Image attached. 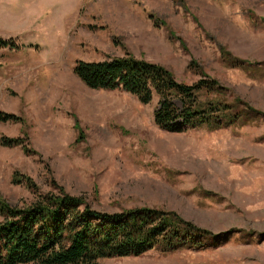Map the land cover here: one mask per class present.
<instances>
[{"label": "rangeland", "instance_id": "1", "mask_svg": "<svg viewBox=\"0 0 264 264\" xmlns=\"http://www.w3.org/2000/svg\"><path fill=\"white\" fill-rule=\"evenodd\" d=\"M0 39L18 46L0 48V113L20 119L0 122V138L24 142L0 144L1 198L22 207L62 188L110 214L175 212L214 236L100 264H264V0H0ZM128 55L187 85L215 81L208 101L259 118L170 133L157 97L143 105L75 75L79 61Z\"/></svg>", "mask_w": 264, "mask_h": 264}, {"label": "trees", "instance_id": "2", "mask_svg": "<svg viewBox=\"0 0 264 264\" xmlns=\"http://www.w3.org/2000/svg\"><path fill=\"white\" fill-rule=\"evenodd\" d=\"M0 48L18 46L13 40L0 39ZM232 65L236 66L235 60ZM74 72L91 89L122 91L143 105H150L157 97L155 124L170 133L203 128L216 131L259 118L247 105L236 108L219 100L208 101L222 93L215 81L201 79L187 85L167 68L130 55L100 63L79 61ZM203 95L208 99L203 101ZM19 120L0 113V122ZM0 144L13 147L24 142L2 137ZM15 181L38 193L30 177L16 175ZM213 237L175 212L139 208L110 214L94 209L84 196H71L62 188L58 193L39 195L22 207L0 197V264H100L103 260L142 257L154 250L198 249Z\"/></svg>", "mask_w": 264, "mask_h": 264}]
</instances>
